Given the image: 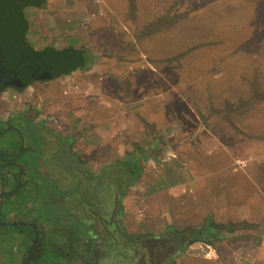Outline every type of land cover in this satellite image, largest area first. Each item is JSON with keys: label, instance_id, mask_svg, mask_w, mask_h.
<instances>
[{"label": "rangeland", "instance_id": "1", "mask_svg": "<svg viewBox=\"0 0 264 264\" xmlns=\"http://www.w3.org/2000/svg\"><path fill=\"white\" fill-rule=\"evenodd\" d=\"M26 13L27 39L35 50L47 46L83 47L92 56L91 60V56L84 55L88 66L83 71L36 82L21 93L8 88L0 94V119L19 113L37 124L41 138L30 142L40 155L25 157L42 191V199L33 201V205L42 204L34 206V210L44 208V219H39L46 230L53 227L48 223L57 227V222H61L67 225L63 234L67 235L66 242L70 238L80 240L75 246L77 257L70 264H131L135 254L143 264H151V258H155V264H159L158 258L162 259L160 264L169 259L174 264H215L216 260H210L215 259L213 254L224 264L248 257L256 261L254 264H264V0H48L44 7L28 8ZM165 17L168 22L172 17L178 19L170 28H156L155 32L142 35L148 25ZM254 89L258 97L252 96ZM143 97L141 107L137 101ZM129 102L134 104L128 105ZM226 102L235 108L231 121L238 132L220 114ZM55 107L61 111L53 110ZM140 107L151 116L148 120L154 121V131L143 117L131 118ZM66 115L75 120L74 125L62 120ZM94 117L97 133L105 138L112 136L118 141L122 132H127L130 141L145 138L136 148L146 160L138 177L143 186L132 188L133 193H140L139 198L143 200L144 193L154 191L147 180L161 174L164 180L171 178L178 184L154 191V196L149 197L145 205L148 211L144 208L139 212L142 223L147 225L135 226L132 214L119 219L129 237L148 236L146 242L154 243L152 252L145 246L141 252L133 251V244L122 239L119 229L113 233L118 227L114 222L99 233L100 243L93 242L91 239L97 234L91 224L87 226L80 218L95 212L92 201L84 194L91 186L84 185L83 172L51 170L59 180L56 187L46 181L48 175H40L34 166L36 157L50 165L46 167L48 171L53 167L51 163L64 162L54 148H68L70 141L64 143L60 136L74 138L73 151L67 149L68 154L84 155L90 166L92 161L85 154H95V147L98 149L103 140L87 144L88 132L94 131H87L91 127L88 122ZM167 120L175 121L178 129L177 133L170 132V138L162 130ZM80 123L83 125L78 126ZM157 126H162L161 131H157ZM154 137L158 142L151 146ZM111 155L115 158L119 153ZM111 155L96 153L92 157ZM114 163L115 160L111 165ZM160 165L170 168L169 174ZM116 168L134 166L122 163ZM116 168L109 170L111 178L105 181L114 188L124 181L138 180L125 171L120 174ZM89 192L103 203L102 194L91 189ZM138 205V201L129 203L128 209ZM73 211L80 219L72 215ZM231 212L249 215L251 222L232 221ZM30 215L25 214V222H31ZM162 221L170 224L165 223L164 228ZM242 222L253 229L220 232L223 237L216 235L215 242V235L204 231L211 224L235 227ZM153 224L155 227L151 228ZM57 235H47L44 245L48 247L55 238L59 239L56 248L64 249ZM111 236L119 244L116 249L110 247L112 250L104 241L107 237L113 240ZM15 239L19 240L7 237L3 242L9 245L7 241ZM20 251L21 248L6 263L2 256L0 264H21Z\"/></svg>", "mask_w": 264, "mask_h": 264}, {"label": "trees", "instance_id": "2", "mask_svg": "<svg viewBox=\"0 0 264 264\" xmlns=\"http://www.w3.org/2000/svg\"><path fill=\"white\" fill-rule=\"evenodd\" d=\"M47 1L48 0H0V61L3 60L4 57L23 56L26 58L31 53H41L42 55L51 58L55 57V55L58 53L77 52L83 59L82 67L78 68L77 70H85L88 66V63H86L84 55L88 54L89 57L91 56V53H89L90 51L86 48L81 47L80 49H74V47L68 46L66 48L56 49L52 46H47L43 48V50L37 51L33 49V47L28 42V20L26 17V12L28 8L40 9L44 7ZM176 19H178V17H172V19L168 22V17L161 18L154 24L148 25V27L144 29L145 33H142V35L144 36L147 34H151L152 32L156 31V28H170L172 25H174L173 20ZM90 58L92 60V56ZM90 65L92 64L90 63ZM35 83H31V85H34ZM29 86L23 89L15 90L17 91V93H21ZM257 94L258 93L256 92V89H254L252 92V96L258 97ZM232 107L233 104L226 102L220 114L222 115L223 120L228 122L233 130L238 132L237 128L231 121L232 114H236V112L234 111L235 108L232 109ZM238 109L242 110V107H239ZM212 112L214 113L213 110ZM37 114L38 113H36V115ZM201 118L203 117L201 116ZM35 126H37V124H32V118H25L19 113L17 115L12 114L6 119H0V259L2 256H5L2 257L5 263L9 260L12 261L13 254H17V251L19 254V250L21 248V264H46V262L47 264H55L54 261L57 262L56 264H70V262L73 261L74 257L77 255L75 246L76 243L80 242V240L78 241V238H70V240H67V242L63 240L61 245L64 247V249L56 248V246H53L52 248L46 247L44 245L45 237L47 235L49 236L53 234L51 230H46L45 226H42V224H40V219H44V208H37L34 210V208H36L34 206L42 204L39 202H35L33 205V201L42 199L40 198L42 191L39 190V185L37 184L38 182L34 180V170L28 165L25 157H28L29 155L30 157L32 155L37 156V151L30 142H33V138L35 140H39L41 138V135L36 131ZM45 130L47 133H51L49 129L45 128ZM34 132L36 135H34ZM29 136L32 137H30V139L28 140ZM60 137L64 143L66 142L68 144L69 141L70 143L68 144V148L64 146L61 148L56 147V150L60 151V149H62L65 151L63 155H67L69 151H73V146L76 140L71 137ZM137 147H134V152L127 153L125 155V158L118 162L116 161L117 163H115L114 165V168H116L118 165H122V163L133 165V169H116L117 172L120 171V174L124 171L128 175L133 174L132 176L134 177V179L140 178L139 176L142 175V171L146 163V160H144L145 158L143 157L144 155L141 156L137 154ZM67 149L69 151H67ZM137 156H141L140 159H136ZM37 157L34 159L35 167H38L39 163V158L37 160ZM76 159L82 165L85 164L84 160L77 157ZM130 181H132L130 183L132 184L134 182H137L138 180H135L134 182L133 180ZM76 197H78V195H76ZM49 204L50 203L48 202L46 205L47 208L50 207ZM27 212L32 213V215L28 217L31 218V222H25V214ZM83 221L87 226H89L87 219H84ZM115 224L118 227H115V231H113V233H116L117 229H119L121 232L119 234L122 239L128 240L129 236L127 235L125 230L122 229V223L117 222ZM47 225H51L54 227V225L49 223ZM253 227L254 226L248 225L245 222H242L240 224L237 223L235 227H233V225L227 226L223 224H211L208 226L207 230H209V232L213 231L210 232V234L215 235V237L212 238L215 242L218 241L219 234H216L214 232H239L248 228L253 229ZM197 234L203 235L205 233L198 232ZM216 235L218 238L216 237ZM7 237L18 238L19 240L15 239L13 241H7L11 244V246H9L10 244H5L6 241L3 242L5 238L7 239ZM145 237L148 236L143 235L138 236L137 238L131 237L132 239L139 242L137 249V251L139 252L144 249V244H142L141 241ZM54 240L55 239L52 238L49 243L53 242ZM14 241H16L15 244ZM68 241L70 242L68 243ZM67 251L68 253H65ZM47 253H49L50 256H47ZM62 253H64L63 256H61ZM58 254L60 256H58ZM160 263L161 262L159 261V264ZM151 264H155L154 260L151 261ZM166 264H173V261L168 260Z\"/></svg>", "mask_w": 264, "mask_h": 264}, {"label": "crops", "instance_id": "3", "mask_svg": "<svg viewBox=\"0 0 264 264\" xmlns=\"http://www.w3.org/2000/svg\"><path fill=\"white\" fill-rule=\"evenodd\" d=\"M26 14H29V13H26ZM28 24H29V21H28ZM27 38H29L28 34H27ZM28 40L30 41V39H28ZM30 44H32V43H30ZM39 98H40V96H39ZM39 100H41V98ZM144 100H145V97H143V99H139L137 101L139 103L141 102V107H142V103H143ZM133 104L134 103H130L129 102L128 105H133ZM141 107L139 109L140 111H136V114L134 112H132L131 118L136 120V117L138 118V116L143 117L145 124L148 125L150 130L154 131L155 125L152 126V123L154 121L152 120V118H151V120H148V118L151 117V116H149V114H147V113H144L145 111H143V109ZM130 108L131 107H127V109H130ZM169 109H171V111L173 110L172 107H170ZM53 110H55L57 112L61 111V110H59L56 107ZM141 110H142V113H141ZM73 112L75 113L74 110H73ZM196 117H195V120L196 121H198V120L200 121L199 117L198 116H196ZM62 120L72 121L71 118L69 116H67V115H66V118H63ZM74 121L75 120L72 121V125H74V123H75ZM166 122H168V124L162 130H165V132H166L165 135L170 138V136H169L170 132L174 131V132L177 133V131H178L177 124L175 123V121L172 122L170 120H167ZM83 123H80V124H77V125L81 126V125H83ZM88 123L91 125V127L89 129H87V131H89L92 128H94V131L92 133L88 132L87 144L90 143L91 141H93L95 143H96V141L99 142L98 139H100V138L103 139L102 143H101V140L98 143V145H97L98 149L95 147L94 153L95 154L96 153H104V154H107V155H111V153H114V154L115 153L116 154L119 153V155H117V157L112 158V155L110 157L104 156L103 158L95 157V156L92 157L95 154L90 156V154L87 155L88 153H86L85 156H87V159L89 161H92L90 166H88L87 163H86V159L84 158V155L79 154V155H81V156H79V155H76L77 153L75 155H72V154L71 155L70 154L63 155L65 153V151L62 152V149H60V151L58 153H56V154L58 155L59 159L61 161H64V162H57L56 161V162L51 163L53 165V167H50V170L48 171L46 167H48L50 165H47L46 161L44 163V162H42V159H39L41 161L38 163L37 169H38L40 175H42V174L43 175H48L49 178L46 181H48L50 185L56 186V187L59 186V183H58L59 180L54 178V177H57V175L53 174V173H50L51 170H59L61 168H65V169L70 170V171L74 170V169H77V170H81L83 172V174H84L83 175L84 176V185L85 186H91L90 188H88L84 192V194H86L88 199L92 201V203L94 205L93 210L95 209V212L93 214H89L88 213L87 215H81L80 218L87 219L88 223L91 224L92 227H93L94 234L95 235L97 234L95 236V238H92L91 240L93 242L100 243L101 242V236H99V233L103 232V230L106 229L105 226L109 225V224H112L113 222L114 223H117V222L121 223V220H119V219H121L122 217H126L127 214H132L135 217V226H140V225H143V224L147 225V223H142V220L139 217L140 216L139 212L141 210H144V208H146V210L148 211L147 206H145V205H146L147 200H149V197L152 198L154 196L153 195V193H155L154 191L157 192V191H160L161 189H165V187H171V186L178 185V184L176 182H172V181H174V179H171V178L168 179V180H164L163 174L160 173L162 175L161 177H157L156 176V177H153L150 180H147V182H149V186L151 185V187L154 189V191L151 189V191H147L148 194L144 193L143 195H145V198L142 200L141 198H139L141 196L140 193H133V191H132V188L135 185L143 186V183L140 182L142 179H138V183H140V184L135 183V182L130 184L132 182L130 180L124 181V183L119 185L118 188H114L115 185H113L111 183H106L105 181L109 180V177L111 178V174L109 173V170L111 168H113L115 163H117L118 161H120L123 158H125L124 156H122V154L126 155L127 153L134 152V150H135L134 147L135 146L139 147V145H141L142 142L145 141L144 140L145 138L141 137L140 139H132L130 141L127 132H125V133L122 132L121 133L122 137H120L118 139V141H116V139L112 138V136H109L108 138H105L106 135H104L105 137H103L102 135H99V133H97L96 129H97L98 122L96 121L95 117L92 120H90ZM198 123H200V125H202L201 121L198 122ZM41 126H43L42 122H41ZM42 128L43 127H41V130L46 132V130H44ZM156 128H157V131H159L162 128V126H157ZM97 136H99V137H97ZM152 142H151V146H155L156 143L158 142V138L154 137ZM99 148H101V149H99ZM104 148H107V149H104ZM54 149H56V148H54ZM156 152H160V151H156ZM76 157L84 160L85 164L82 165L79 161H77ZM114 160H115V163L111 165V163ZM150 162H153V161L150 160ZM150 164H152V163H150ZM159 168H161V165L159 166ZM162 168H163V170L166 173L169 174L170 168H166V167H162ZM96 171H98L97 174H94ZM65 175L68 176V174H65ZM90 175H93V176H90ZM143 175H144V173H143ZM72 176H73V174H72ZM56 181H58V182H56ZM63 181L67 183V178H64ZM130 187H131V190L129 191ZM89 189H91L94 192H98V193L102 194L103 196H102L101 199H104L103 203H102V201H98L96 198H94L90 194ZM58 191H60V189H58ZM136 201H138V203H139L138 207L134 206L132 209L129 210L128 209V204L129 203L130 204L134 203ZM51 203L54 205L55 201H52ZM59 203L63 204L64 202L60 201ZM162 204H164V203H161V209H162V211L160 209L161 213L164 211L163 210L164 208H163ZM159 207L160 206H156V208H159ZM134 210H137V213H134L135 212ZM239 214H241V213L235 212V214H234V212H231L232 221L237 220V219L238 220L241 219L240 221H246L248 223L251 222V218H250L249 215H246L244 213H242L243 215H239ZM72 215L74 217L80 219L75 214L74 211L72 212ZM122 220H123V218H122ZM162 222L164 224L167 223V221H162ZM163 223H160V224H163ZM167 224L169 225L170 223H167ZM56 225H57V227L54 226V227L50 228L51 232L53 234H55V235H57L58 234L57 232H59L61 235H57L58 238H60L61 241L65 240V236H67V235L63 236V234H65V231L67 229V225H65V224H63L61 222H57ZM208 226L209 225H207V227H205V229H204V231L206 233L208 232V230H207ZM152 227H155V225L154 224L151 225V228ZM165 227H167L166 224L164 225V228ZM211 232H213V231H211ZM214 233L219 234V238L223 237V235H221L219 232H214ZM107 238L104 239V241H105V243H107L109 245L108 249H110V247L112 249H116L119 244L115 242L113 237H112L113 240H110V241ZM206 238H209V237L206 236ZM53 239H55V238H53ZM146 239L147 238H144L141 241V243L144 244V246H146L148 248L150 247L149 251L152 252V248L151 247H152V245H154V243H148V242H146ZM57 241H59V239H55L53 242L49 243L48 247L52 248L53 246H55ZM126 241H128L129 244L130 243L133 244V246H134L133 251L138 249V243H139L138 241L132 239L131 237H129V239L126 240ZM208 246L209 245H206V247H208ZM210 248H211V251H214L212 247H210ZM104 249H107V248H104ZM112 249H110V250H112ZM175 249H174V251H175ZM174 251H173V254H172L173 259L175 257ZM212 253H214V252H212ZM212 253L210 254V256L212 255ZM137 255L138 254H135V258L133 259V262L131 264H143L141 262V260H139V256H137ZM213 255L215 256V259H210V260H216L217 263L219 261L220 264H224L219 259L218 260L216 259V258H218V256H216V254H213ZM207 257L209 258V254H207ZM153 260H154V258H151V261H153ZM161 260L162 259L160 258L159 261L161 262ZM165 261H164V263H165ZM255 262L256 261L254 259H251L250 257L242 258L241 262L238 261V259L235 260V264H254ZM54 263L56 264L57 262L54 261ZM217 263H215V264H217ZM257 263H258V260H257ZM46 264H47V262H46ZM173 264H174V261H173Z\"/></svg>", "mask_w": 264, "mask_h": 264}, {"label": "water", "instance_id": "4", "mask_svg": "<svg viewBox=\"0 0 264 264\" xmlns=\"http://www.w3.org/2000/svg\"><path fill=\"white\" fill-rule=\"evenodd\" d=\"M82 65L83 59L77 52L58 53L51 58L41 53H31L26 58L4 57L0 61V94L10 87L23 89L31 83L53 81Z\"/></svg>", "mask_w": 264, "mask_h": 264}, {"label": "flooded vegetation", "instance_id": "5", "mask_svg": "<svg viewBox=\"0 0 264 264\" xmlns=\"http://www.w3.org/2000/svg\"><path fill=\"white\" fill-rule=\"evenodd\" d=\"M200 238H202V237H200Z\"/></svg>", "mask_w": 264, "mask_h": 264}, {"label": "built area", "instance_id": "6", "mask_svg": "<svg viewBox=\"0 0 264 264\" xmlns=\"http://www.w3.org/2000/svg\"><path fill=\"white\" fill-rule=\"evenodd\" d=\"M20 95V94H19Z\"/></svg>", "mask_w": 264, "mask_h": 264}]
</instances>
